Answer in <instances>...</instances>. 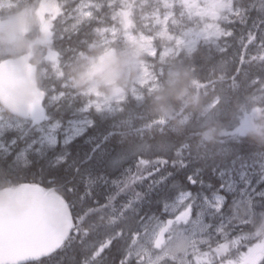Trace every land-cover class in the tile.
<instances>
[{"label":"snow or ice","instance_id":"6c2138e0","mask_svg":"<svg viewBox=\"0 0 264 264\" xmlns=\"http://www.w3.org/2000/svg\"><path fill=\"white\" fill-rule=\"evenodd\" d=\"M129 45L162 65L131 95L73 86L93 49ZM185 58L209 107L245 104L211 147L198 120L177 132L140 111L138 92ZM257 117L264 0H0V264H264Z\"/></svg>","mask_w":264,"mask_h":264},{"label":"trees","instance_id":"16d2710c","mask_svg":"<svg viewBox=\"0 0 264 264\" xmlns=\"http://www.w3.org/2000/svg\"><path fill=\"white\" fill-rule=\"evenodd\" d=\"M99 50L100 48H95L87 55L98 56ZM199 56L201 60L207 59L203 51ZM82 62L83 60L79 61L69 69L71 78L82 73L84 69ZM171 67L179 72L175 80L170 82L162 79L160 88L151 93L143 90L140 111L149 119L166 120L169 127L177 132L198 120L200 127L196 142H202L209 147L216 145L226 121L231 118L234 111H242L245 104L234 99L231 109L227 111L220 106L209 107L212 105L215 93L211 88L205 89L196 85L195 82L203 78V73L199 67L194 68L193 60L189 58L183 61L173 60ZM224 75L225 69L218 67L215 72L218 84L222 82ZM129 105L130 101H126L124 107L127 109ZM247 134L258 144L264 143V117L253 120Z\"/></svg>","mask_w":264,"mask_h":264},{"label":"rangeland","instance_id":"374dc122","mask_svg":"<svg viewBox=\"0 0 264 264\" xmlns=\"http://www.w3.org/2000/svg\"><path fill=\"white\" fill-rule=\"evenodd\" d=\"M14 14L21 21L25 20L22 10L14 12ZM99 51V54L104 52L101 48ZM115 54L118 58L117 63L103 72H100L96 67L98 56L87 55V59H83L82 62L84 66L82 73L77 77L72 78L73 86L80 91H87L89 88H93L102 98L111 99L115 90H119L120 93L127 92L131 95V90L138 80L148 79L147 73L143 72V66L145 64H154L157 72H159L162 67L161 62L158 59L153 62L148 60L151 58L134 46L129 45L117 47L115 49ZM142 58L144 60H141ZM172 64L173 60L170 59L163 65V75L158 81L151 84L150 91L145 90L147 93L158 90L162 79L170 82L175 80L179 72L177 69L171 67ZM142 91L138 92L140 96L142 95ZM112 107H117L114 101L112 102ZM244 211L243 208L240 209L241 215L244 214Z\"/></svg>","mask_w":264,"mask_h":264},{"label":"water","instance_id":"95a60500","mask_svg":"<svg viewBox=\"0 0 264 264\" xmlns=\"http://www.w3.org/2000/svg\"><path fill=\"white\" fill-rule=\"evenodd\" d=\"M104 56H105V53L103 52L97 57L96 67L100 72L105 71L107 68L117 63V57L115 54V50L102 61L101 58ZM30 91H31L30 87H25L24 89H22L21 92L19 93V100L21 102H26L30 98ZM116 92H120V91L115 90L114 93Z\"/></svg>","mask_w":264,"mask_h":264},{"label":"bare ground","instance_id":"6f19581e","mask_svg":"<svg viewBox=\"0 0 264 264\" xmlns=\"http://www.w3.org/2000/svg\"><path fill=\"white\" fill-rule=\"evenodd\" d=\"M202 112V111H201Z\"/></svg>","mask_w":264,"mask_h":264}]
</instances>
